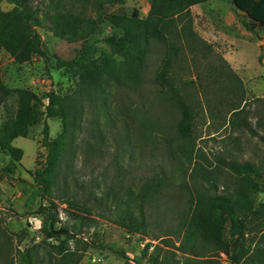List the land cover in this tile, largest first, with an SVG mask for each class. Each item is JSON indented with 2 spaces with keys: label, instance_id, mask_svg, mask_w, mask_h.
I'll use <instances>...</instances> for the list:
<instances>
[{
  "label": "rangeland",
  "instance_id": "obj_1",
  "mask_svg": "<svg viewBox=\"0 0 264 264\" xmlns=\"http://www.w3.org/2000/svg\"><path fill=\"white\" fill-rule=\"evenodd\" d=\"M56 1L30 0L40 16L36 29L49 60L34 56L29 62L18 64L0 48L3 82L11 89H30L41 99L33 103L27 136L13 140L23 151L21 158L16 160L0 148V264H24V255L29 256L30 264H205V261L229 264L221 252L206 249L193 255L190 247L183 250L182 233L177 236L175 232L176 211L171 207L166 209L161 204L155 210L145 207L141 212L139 205L125 194L127 185L135 190L132 181L151 175L152 169H159V165L168 175L173 172L175 184L166 194H170L172 204L177 203V195L187 194L178 187L181 182L189 188L194 182L203 192L213 194L215 190L202 178L193 181V168L198 163L213 178L215 192L223 194L231 188L233 179L219 164L218 157L250 161L260 169L258 180L263 190L256 195L252 210L239 216L247 225L245 236L251 248L261 246L259 236L264 229V215L257 209L258 204L264 205V141L258 135L264 136V30H258L257 34L246 30L243 25L246 17L230 0H213L191 7L194 30L206 43L197 45L192 53L185 47L181 67H175L177 80H191L200 70L206 74L209 67L217 76L224 67L238 76L241 88L229 100L224 87L219 86L220 80L210 82L214 77L202 80L201 87L198 83L187 87L192 94L194 129L190 162L179 155L169 159L166 149L171 142L169 138L176 135L173 129L148 130L139 122V115L145 113L153 99L156 105L153 77L161 53L155 48L148 59L141 90L125 91L117 88L109 77H102L97 112L85 109L84 123L81 122L74 137L75 151L70 152L72 162L66 165L60 157L54 163V169L47 175L49 191L43 193L34 171L46 164L47 149L41 143L44 123L48 125L50 138L60 140L62 134L61 119L45 116L44 96L50 91L69 94L78 83L75 69L56 65V60H69L80 50L78 43L61 39L53 32ZM102 1L111 11L131 13L136 9L142 17L149 9V0ZM11 7L10 3L0 2L1 10ZM113 31L106 21L92 35L89 43L97 47L94 58L110 52L103 38ZM231 100L243 106L250 130L230 123ZM18 104L15 92L5 98L0 105V127L15 117ZM123 112L131 115V119ZM159 112L151 111L154 116ZM167 121L166 117L163 122ZM177 143H181L179 138L172 141L173 145ZM111 189L114 191L109 194ZM33 192L37 193L30 204L28 199ZM86 194L91 198L88 211L79 207ZM125 205L132 208L138 220L145 217L144 230L128 233L116 221L115 214ZM51 221L54 229L65 228L68 234L47 237L44 229L50 227ZM60 245L71 253L72 259L58 252Z\"/></svg>",
  "mask_w": 264,
  "mask_h": 264
},
{
  "label": "trees",
  "instance_id": "obj_2",
  "mask_svg": "<svg viewBox=\"0 0 264 264\" xmlns=\"http://www.w3.org/2000/svg\"><path fill=\"white\" fill-rule=\"evenodd\" d=\"M2 1L12 4V7L9 10L0 9V48L18 64L29 62L34 56L49 60L41 36L36 29L40 16L30 0H0ZM207 1L149 0V9L144 17L140 16L136 9H133L131 13L111 11L109 7L104 6L102 0L56 1L57 6L52 15L53 32L61 39L80 45L79 52L76 51L71 59L56 60V65L75 69L78 83L76 89L69 94L60 95L50 91L44 96L45 116L61 119L62 134L60 140L50 138L48 125L44 123L41 143L47 149L46 164L43 168H37L34 171V178L42 187L43 193L49 191L47 175L54 169V163L60 157L66 165L72 162L70 152L75 151L72 147L74 137L78 128H81L85 109L88 107L94 113L97 112V95L101 88L102 77H109L119 89L129 92L141 90L145 84L148 59L155 48L161 53L160 62L153 77L156 105L153 99L145 113L139 115V122L148 130L154 127L173 129L176 135L174 138H169L171 142L166 149L169 159L179 155L185 157L188 162L191 161L190 155L194 146L193 110L192 94L187 87L195 83L201 87L202 80L214 77L210 82L220 80L219 86L224 87L229 100L241 88L238 76L225 71L224 67L220 69L217 76L212 74L211 67L206 74L200 70L201 73L198 72L191 80L181 78L177 80L175 76V67H181L185 47L192 53L197 45L206 43L194 30L190 9L194 5ZM231 1L235 8L246 17L243 22L246 30L254 34H257L260 29L264 30V0ZM106 21L114 29L103 38L110 52L94 58L97 47L89 43V40ZM226 81L229 83L226 84ZM12 92L17 94L19 104L15 117L0 127V148L12 158L19 160L23 151L13 144V140L20 136H27L34 109L33 103L41 102V99L30 89L9 88L3 82L0 73V105ZM229 104L232 114L230 123H237L250 130V123L244 114L243 106L235 104L232 100ZM153 109L160 111L158 115L154 116L151 113ZM126 112H123V115L131 119V115ZM134 114L136 115V109ZM166 117L168 121L164 123ZM124 123L128 127L127 121ZM258 137L264 141L263 135ZM176 138H179L181 143L173 145L172 141ZM217 159L219 164L229 171L233 179L231 188L223 194L215 192L216 185L213 178L205 174L204 166L198 163L193 168L195 174H192L193 181L196 178H202L215 190L213 194L203 192L194 182H192V188H189L187 183L181 182L178 183V187L185 190L187 194L180 192L185 196L177 195V203L172 204L170 194L168 196L166 194L172 191L170 188L175 184L173 172L168 175L159 165L157 166L159 169L155 167L152 169L151 175H143L137 182L132 181L135 190L127 185L126 198L134 200L141 212L145 207L155 210L161 204L166 209L171 207L172 211H176L175 232L177 236L182 233L180 247L183 250L190 247L193 255L211 249L216 253H223L229 264H264V229L259 236L262 245L252 249L249 238L245 236L247 225L239 216L245 211L252 210L256 205V195L263 190L258 180V177H261L260 169L250 161L239 162L221 157ZM81 188L84 191L85 186ZM113 191L114 189H111L109 194ZM36 193H31L28 203L31 204ZM115 194L117 197L120 195L117 191ZM89 197V194H86V198L80 201L81 209L86 211L90 209L91 198ZM257 211L263 216L264 205L258 204ZM115 215L116 221L128 233H136L146 228L145 217L142 216L138 220L128 205H125L123 210L117 211ZM52 225L53 221L49 228L44 229L47 237L59 238L61 234H68L67 229L56 230ZM65 250L66 248L60 245L58 252L68 260L72 259L71 253ZM23 258L24 264H30L29 256L24 255ZM204 263L207 264V261Z\"/></svg>",
  "mask_w": 264,
  "mask_h": 264
},
{
  "label": "crops",
  "instance_id": "obj_3",
  "mask_svg": "<svg viewBox=\"0 0 264 264\" xmlns=\"http://www.w3.org/2000/svg\"><path fill=\"white\" fill-rule=\"evenodd\" d=\"M213 0H208L207 2H204L203 4H209V3H211ZM231 1V0H230ZM202 4V3H201ZM234 6V5H233ZM235 7V6H234ZM238 10V9H237ZM239 12H241L240 10H239ZM242 13V12H241Z\"/></svg>",
  "mask_w": 264,
  "mask_h": 264
}]
</instances>
